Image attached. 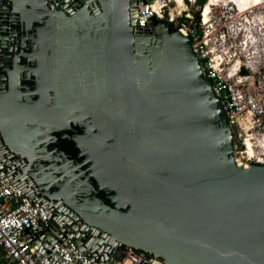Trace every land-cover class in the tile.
Wrapping results in <instances>:
<instances>
[{
  "label": "water",
  "instance_id": "obj_1",
  "mask_svg": "<svg viewBox=\"0 0 264 264\" xmlns=\"http://www.w3.org/2000/svg\"><path fill=\"white\" fill-rule=\"evenodd\" d=\"M137 3L0 0V146L82 250L96 229L164 264H264V166L235 163L189 38L134 32Z\"/></svg>",
  "mask_w": 264,
  "mask_h": 264
},
{
  "label": "built area",
  "instance_id": "obj_2",
  "mask_svg": "<svg viewBox=\"0 0 264 264\" xmlns=\"http://www.w3.org/2000/svg\"><path fill=\"white\" fill-rule=\"evenodd\" d=\"M131 15L134 32L143 34L154 19L189 38L225 112L233 153L243 159L235 163L264 166V0H138ZM24 165L0 146V264H164L96 229L80 249L84 228L70 230L64 209L50 232L51 211L27 193L32 183Z\"/></svg>",
  "mask_w": 264,
  "mask_h": 264
},
{
  "label": "rangeland",
  "instance_id": "obj_3",
  "mask_svg": "<svg viewBox=\"0 0 264 264\" xmlns=\"http://www.w3.org/2000/svg\"><path fill=\"white\" fill-rule=\"evenodd\" d=\"M233 144H234V142H233ZM234 145H235V144H234ZM236 147H237V145H236ZM235 151L238 152L239 149L236 148ZM233 158H234V159H237L239 162L243 163V159L240 158V155H239V154H235V153H233Z\"/></svg>",
  "mask_w": 264,
  "mask_h": 264
},
{
  "label": "bare ground",
  "instance_id": "obj_4",
  "mask_svg": "<svg viewBox=\"0 0 264 264\" xmlns=\"http://www.w3.org/2000/svg\"><path fill=\"white\" fill-rule=\"evenodd\" d=\"M247 148H248V150L251 149L249 144H247ZM238 166L243 167V168H248L247 166H243L242 164H238ZM122 243H123V242H122Z\"/></svg>",
  "mask_w": 264,
  "mask_h": 264
}]
</instances>
